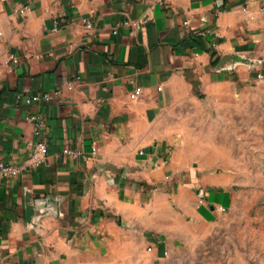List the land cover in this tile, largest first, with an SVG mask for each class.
<instances>
[{
    "label": "crops",
    "instance_id": "1",
    "mask_svg": "<svg viewBox=\"0 0 264 264\" xmlns=\"http://www.w3.org/2000/svg\"><path fill=\"white\" fill-rule=\"evenodd\" d=\"M261 74L264 0H0V264L207 262L236 194L194 151Z\"/></svg>",
    "mask_w": 264,
    "mask_h": 264
},
{
    "label": "rangeland",
    "instance_id": "2",
    "mask_svg": "<svg viewBox=\"0 0 264 264\" xmlns=\"http://www.w3.org/2000/svg\"><path fill=\"white\" fill-rule=\"evenodd\" d=\"M241 95L240 113L226 107L231 116L225 123L233 134L225 136L224 146L194 151L200 159L204 155L224 164L210 169L229 176L227 185L236 194L234 207L220 220L229 226L217 233V247L206 240L204 264H264V74L243 83ZM199 98L209 109L203 93Z\"/></svg>",
    "mask_w": 264,
    "mask_h": 264
},
{
    "label": "built area",
    "instance_id": "3",
    "mask_svg": "<svg viewBox=\"0 0 264 264\" xmlns=\"http://www.w3.org/2000/svg\"><path fill=\"white\" fill-rule=\"evenodd\" d=\"M25 6L16 10L19 13L22 12L24 10ZM86 23L87 27H91V21L88 19L84 20ZM124 24L128 25V21L124 22ZM184 25L188 24L187 20L183 21ZM140 27V24H135L134 29H138ZM55 29H57L55 27ZM130 33H132V31H130ZM195 37L201 38L204 35L203 31H195ZM215 46L214 42L210 43V47L213 48ZM10 60L15 61V58L13 56L9 57ZM16 96L18 98H23V100L25 101V103L27 104H31L33 102H37V101H46L49 100V95L45 94V93H34V94H22V93H16ZM31 120L34 121V125L35 126H39V123L36 121V118L33 116H30ZM34 147H35V153L33 154V163L35 165H39L44 161V157L47 153V143L44 140H38L36 142H34ZM66 154L71 155L73 157H85V154L82 153L81 151L78 150H73L71 148L67 149L65 151ZM19 169L16 168L15 166H13L11 163L3 161L0 159V176L2 177H8V176H15L19 173Z\"/></svg>",
    "mask_w": 264,
    "mask_h": 264
}]
</instances>
